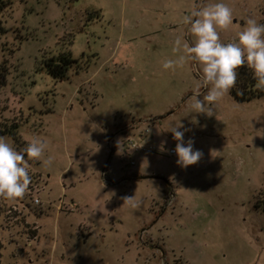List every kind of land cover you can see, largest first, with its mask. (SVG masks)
<instances>
[{"label": "rangeland", "instance_id": "374dc122", "mask_svg": "<svg viewBox=\"0 0 264 264\" xmlns=\"http://www.w3.org/2000/svg\"><path fill=\"white\" fill-rule=\"evenodd\" d=\"M142 1L0 0V135L17 150L46 139L52 157L50 166L30 162L23 199L0 198V264H264V95L239 102L230 92L211 116L196 113V86L198 99L207 93L200 66L162 67L180 54L178 36L194 39L184 16L220 0H177L181 13L171 0L162 20L144 9L156 0ZM223 2L235 26L220 31L222 42H237L248 18L264 23V0ZM99 10L115 20H97ZM68 52L76 65L63 79L49 75L44 64ZM244 68L239 90L244 78L254 80ZM69 101L74 111L63 126ZM173 127L202 153L197 164L181 167L165 152L177 144ZM112 136L104 147L116 154L97 169L91 160ZM127 137L157 151L131 154ZM67 147L91 161L83 163L85 191L78 185L73 196L66 177L77 165L67 167ZM103 168L114 183L119 175L160 178L106 193Z\"/></svg>", "mask_w": 264, "mask_h": 264}, {"label": "clouds", "instance_id": "9594fccd", "mask_svg": "<svg viewBox=\"0 0 264 264\" xmlns=\"http://www.w3.org/2000/svg\"><path fill=\"white\" fill-rule=\"evenodd\" d=\"M184 23L189 25L188 31L194 39L186 41L178 36L173 52L180 54L175 59L165 60L162 67L175 71L189 61L200 66V80L207 86V93L203 100L198 99L200 85L196 86L190 98L194 100L192 107L196 113L211 116L217 104L236 87L238 71L245 65L252 72L255 86L264 88V23L248 18L238 33L237 42H222L220 31L235 26L233 10L223 0L191 11L184 16ZM179 127L171 130L177 141V164L187 168L197 164L202 153L194 150L192 140L185 144V133L178 130ZM48 148L46 139L34 137L26 147L17 150L7 137L0 135V198L13 202L24 198L31 183L30 162L40 161L42 167L52 164L50 155L45 158ZM133 199L124 197L125 202Z\"/></svg>", "mask_w": 264, "mask_h": 264}, {"label": "crops", "instance_id": "0c3cea01", "mask_svg": "<svg viewBox=\"0 0 264 264\" xmlns=\"http://www.w3.org/2000/svg\"><path fill=\"white\" fill-rule=\"evenodd\" d=\"M141 2L142 3H140L139 4V2H137V0H133V3L135 4V6H139V5H145V2H143L142 0H141ZM176 2H177V0H172V3L174 4V11L176 10L175 9V6H176ZM170 5H171V0H156L154 3H152V4H149V3H147V7H145L144 6V9H145V11L146 12H154V13H157L156 15L159 17L158 19H160V20H162L164 17V13H167L166 11H169V9H170ZM139 8V7H138ZM100 11V14L98 15V17H97V20L98 19H100V20H104L105 22L106 21H108V22H111L112 23V21H114L115 20V18H109V14H111V12H112V10L110 11V13L108 12V13H102V11L101 10H99ZM133 11H135V13L137 12V10H135V8H134V10ZM177 11V13H181V12H183L181 9L180 10H176ZM143 12H144V10H143ZM185 14H186V12H185ZM126 17V16H125ZM119 19H120V23H121V21L123 20V18H118V21H119ZM126 19V18H125ZM126 22V20H124V23ZM114 23V22H113ZM111 25V24H110ZM110 28H112V27H110ZM116 28V26H114V29ZM95 53H96V55H100V53L96 50L95 51ZM102 53V52H101ZM111 54V53H110ZM114 60H115V58H112V57H109V58H107L106 59V62H114ZM143 61V63H146L145 61H146V59H144V60H142ZM132 64L134 65V62H132ZM130 68H132V67H130ZM102 68H101V66L100 67H98L97 68V70L92 74V76L88 79V80H94V77H97L98 75H99V71L101 70ZM120 74V73H119ZM118 73H116L115 75H119ZM124 77H126V76H124V75H121V79H125ZM109 79L110 80H114V76H109ZM114 82V84H115V81H113ZM93 85H94V89L97 91V89L98 88H100L102 85H101V83L100 84H98V85H96V82L94 83L93 82ZM70 106V108L68 109V107ZM96 107L97 106H94L93 108H95L96 109ZM67 108V109H66ZM65 109H66V111H64L63 113H62V115L60 116V118H62V123H63V126L65 125V123H64V119H66L67 118V116L69 115V112H72V111H74V106H73V103L72 102H67L66 103V106H65ZM87 111V109H85L84 110V112H86ZM120 112V111H119ZM60 112H58V114H59ZM62 123H61V126H62ZM58 126H59V124H58ZM66 126V125H65ZM62 129V128H61ZM117 137L116 136H112L111 138H109V139H107V140H105V137H104V140H105V142H103V144H102V146L99 148V157H98V159H97V162H95V160L93 159V160H91L92 162H94L93 163V165H95V166H97V169H100L101 167H104V164H105V160L106 159H111L113 156H114V154H116L115 152H111V153H109L108 152V150H107V148H105L106 147V144H107V141L109 142V140H111V141H113V142H116L117 140ZM141 140L143 139V138H140ZM144 140V139H143ZM145 142H148L147 140L145 141ZM121 143V142H120ZM105 146V147H104ZM172 147H176V145H172L171 146V148ZM66 157L65 158H67V162H68V166L67 167H69V166H71V167H73L74 165H77L76 166V169L74 170V172L72 173V174H70V175H68L67 177H66V184H67V187H69V191H68V193H69V195H71V196H73L74 195V190H76V188H77V186L78 185H83V187H81L82 188V190H84L85 191V187H84V180H83V178H82V174H84V173H86V172H88L89 171V169H84L83 167V163H85L86 164V166L87 167H89L91 164H89L91 161L90 160H86L85 161V159H83V158H81V157H83L84 155H85V153H82V155H78L77 154V152L76 151H74V148H66ZM76 152V153H75ZM141 154V153H140ZM143 154V153H142ZM175 156V158H176V156H177V154L176 155H174ZM173 156V157H174ZM87 157L88 158H90L91 156L88 154L87 155ZM136 165V164H135ZM144 169V170H143ZM106 168H103V175L102 176H104V177H102V183H101V186H100V188H102V189H105V192L107 191V190H110V191H112L111 189L112 188H119V187H123V184H126V183H128V185H131V184H133L132 182H135V181H138V180H145V179H155V178H152V177H149V176H140L139 174H135V176H133V177H131L130 179H127V178H124L123 177V175H119V179L118 180H116V182L114 183V182H112V180H110V179H107V172H106ZM142 170H143V173H144V171L145 170H149L148 169V166L147 165H143V167H142ZM66 172H67V169L65 170ZM95 171L98 173V171L95 169ZM147 172V171H146ZM144 177H148V178H144ZM83 180V181H82ZM174 181V183H167L169 186H173V185H175V180H173ZM115 185V186H114ZM106 193H108V191L106 192Z\"/></svg>", "mask_w": 264, "mask_h": 264}, {"label": "trees", "instance_id": "16d2710c", "mask_svg": "<svg viewBox=\"0 0 264 264\" xmlns=\"http://www.w3.org/2000/svg\"><path fill=\"white\" fill-rule=\"evenodd\" d=\"M76 63L77 62L72 59L71 55L68 52L56 58L55 60L53 59L52 61H48L46 64H44V69L49 75L53 76L54 78L63 79L69 68H71L73 65H76ZM241 68L239 69V72L243 74L246 68L242 70ZM243 80L245 81V84L243 82L244 86L241 88L242 90H239V85H236V87L231 91V94L235 98V100L239 102H247L264 95V88H257L255 86V79L250 83L248 82L247 78H244ZM1 248L2 247L0 246V249Z\"/></svg>", "mask_w": 264, "mask_h": 264}, {"label": "built area", "instance_id": "2783aa9c", "mask_svg": "<svg viewBox=\"0 0 264 264\" xmlns=\"http://www.w3.org/2000/svg\"><path fill=\"white\" fill-rule=\"evenodd\" d=\"M109 145L112 144V142H108ZM124 146H126V149L131 153V154H139V153H153L155 151H157L156 147L153 144L150 143H145L144 141H142L141 139L138 140L134 137H127L124 141H123ZM175 148L176 147H172L169 150H165V152L168 153V155L170 156H174L176 155L175 152ZM131 166H135L136 162L135 160H131L130 161ZM36 202L38 203L39 200H36Z\"/></svg>", "mask_w": 264, "mask_h": 264}, {"label": "water", "instance_id": "95a60500", "mask_svg": "<svg viewBox=\"0 0 264 264\" xmlns=\"http://www.w3.org/2000/svg\"><path fill=\"white\" fill-rule=\"evenodd\" d=\"M144 178H148V177H144ZM152 178L158 179V178H160V177H152ZM164 181H165L166 183H168L167 180L164 179Z\"/></svg>", "mask_w": 264, "mask_h": 264}]
</instances>
